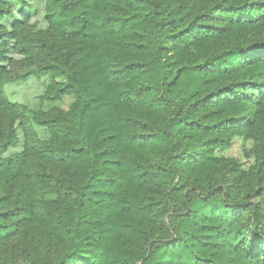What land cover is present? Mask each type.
Instances as JSON below:
<instances>
[{"label": "trees", "instance_id": "obj_1", "mask_svg": "<svg viewBox=\"0 0 264 264\" xmlns=\"http://www.w3.org/2000/svg\"><path fill=\"white\" fill-rule=\"evenodd\" d=\"M37 2L0 0V264H264V0Z\"/></svg>", "mask_w": 264, "mask_h": 264}, {"label": "rangeland", "instance_id": "obj_2", "mask_svg": "<svg viewBox=\"0 0 264 264\" xmlns=\"http://www.w3.org/2000/svg\"><path fill=\"white\" fill-rule=\"evenodd\" d=\"M29 2L33 5V7H36L38 11L40 10L41 4L37 2V0H29ZM39 16L40 11L35 19L39 20ZM36 23L38 22L36 21ZM27 71L28 69H24L19 72V75L21 76ZM42 81L43 78H35L33 76H29L25 79L13 80L10 84H7L5 95L12 101L26 105L29 109H35L38 105L37 96L43 89ZM72 101L73 97L66 96L60 101H44L41 108L46 110L54 105L67 109ZM252 145L253 142L251 139L235 137L231 140L229 148L223 151L217 150L215 151V154L217 156L234 158L241 164L243 169H246L250 165L252 159L245 156L244 148H250Z\"/></svg>", "mask_w": 264, "mask_h": 264}]
</instances>
